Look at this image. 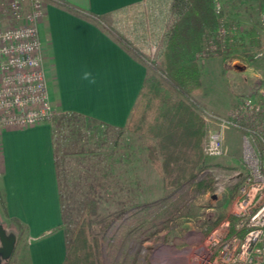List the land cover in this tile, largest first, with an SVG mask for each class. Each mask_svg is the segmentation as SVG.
<instances>
[{"label":"rangeland","instance_id":"1","mask_svg":"<svg viewBox=\"0 0 264 264\" xmlns=\"http://www.w3.org/2000/svg\"><path fill=\"white\" fill-rule=\"evenodd\" d=\"M169 1L151 11L153 19L148 23L144 19L150 15L143 10H133L124 22L139 23L142 39L137 41L145 44L141 46L143 51L125 40L149 59L147 64L156 56L168 23L174 17V1ZM216 4L224 13L221 36L225 41L227 36L231 45L223 46V54L216 52L218 47L213 45L199 55L203 89L195 95V100L202 106L200 114L206 123L203 147L211 129L216 128V123L206 117V111L227 115L248 95H255L264 106V0H216ZM106 22L108 28L118 33L112 22ZM122 28L127 31V25ZM233 43H237L239 57L229 59L235 49ZM54 126L68 202L76 205L94 185L101 198V213L106 217L115 215L110 217L113 222L103 235L105 264H194L198 261L206 239L199 230V222L218 211L221 198L239 183L233 177L243 169L242 132L227 128L225 156L205 155V167L193 184L170 194L162 175L149 160L144 138L129 131L121 135L116 128L86 118ZM201 182L202 191L197 187ZM237 193L225 205L226 217ZM124 202L140 206L121 212ZM0 224H3L1 218ZM5 224L8 233H14L10 223ZM25 262L27 243L18 239L13 256L2 264Z\"/></svg>","mask_w":264,"mask_h":264},{"label":"crops","instance_id":"2","mask_svg":"<svg viewBox=\"0 0 264 264\" xmlns=\"http://www.w3.org/2000/svg\"><path fill=\"white\" fill-rule=\"evenodd\" d=\"M64 1L86 13L107 15L113 28L140 49L145 46L138 42L142 29L136 21L124 23L127 15L133 10H143L150 15L144 19L148 23L153 19L151 11L170 3L169 0ZM102 25L45 1L40 34L50 97L56 113L75 112L102 126L122 128L138 99L147 67ZM124 25L129 33L122 28ZM85 71L96 77V84L82 79ZM55 141L53 122L5 129L1 135L0 218L5 226V222L10 223L18 239L26 241V264H63L66 257ZM12 219L19 220L25 229H18Z\"/></svg>","mask_w":264,"mask_h":264},{"label":"trees","instance_id":"3","mask_svg":"<svg viewBox=\"0 0 264 264\" xmlns=\"http://www.w3.org/2000/svg\"><path fill=\"white\" fill-rule=\"evenodd\" d=\"M45 1L98 25L107 24V15L83 12L64 0ZM173 1L174 17L169 21L161 46L149 64V59L143 58L121 35L111 28H104L147 67L129 120L125 127L116 129L121 135L129 131L145 139L149 160L162 175L164 186L170 194L193 184L205 167L203 143L206 123L200 114L202 106L195 100V95L203 89L199 55L213 45L218 47L216 52L223 54V46L231 45L227 36L226 41L221 36L224 13L218 9L216 0ZM233 44L235 49L230 52L229 59L239 57L237 43ZM227 53L224 52V55ZM208 54L213 56L212 52ZM54 117V125L59 123L61 126L75 119L86 118L75 112L56 113ZM55 149L63 208L61 229L66 241L63 264H105L103 235L113 222L110 217L115 215L106 217L101 213V198L94 185L76 205L68 202L64 189L65 171L58 155L59 149L57 146ZM197 187L202 191L203 183H198ZM239 187L240 182L224 194L217 205L218 211L199 222V230L204 237L226 218L225 205L231 202ZM122 205L121 212L140 206L130 202ZM176 210L179 211V207ZM12 223L22 231L25 229L17 219H12Z\"/></svg>","mask_w":264,"mask_h":264},{"label":"built area","instance_id":"4","mask_svg":"<svg viewBox=\"0 0 264 264\" xmlns=\"http://www.w3.org/2000/svg\"><path fill=\"white\" fill-rule=\"evenodd\" d=\"M44 6V0H0V176L2 132L51 122L55 115L40 34ZM206 117L216 128L205 155L225 156L226 129H236L244 137L243 169L234 173L240 187L229 216L205 237L194 264H264V106L248 95L227 115L206 111Z\"/></svg>","mask_w":264,"mask_h":264},{"label":"water","instance_id":"5","mask_svg":"<svg viewBox=\"0 0 264 264\" xmlns=\"http://www.w3.org/2000/svg\"><path fill=\"white\" fill-rule=\"evenodd\" d=\"M18 237L15 233H8L3 224H0V264L8 261L14 254Z\"/></svg>","mask_w":264,"mask_h":264},{"label":"clouds","instance_id":"6","mask_svg":"<svg viewBox=\"0 0 264 264\" xmlns=\"http://www.w3.org/2000/svg\"><path fill=\"white\" fill-rule=\"evenodd\" d=\"M82 79L83 80H87L89 82V84H96V77L89 71H85L83 74H82Z\"/></svg>","mask_w":264,"mask_h":264}]
</instances>
